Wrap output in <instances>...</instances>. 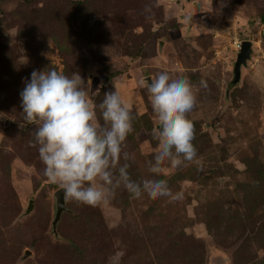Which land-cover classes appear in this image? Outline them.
I'll return each instance as SVG.
<instances>
[{
    "label": "rangeland",
    "instance_id": "obj_1",
    "mask_svg": "<svg viewBox=\"0 0 264 264\" xmlns=\"http://www.w3.org/2000/svg\"><path fill=\"white\" fill-rule=\"evenodd\" d=\"M263 16L264 0H0V264H264ZM243 41L252 51L232 84ZM34 69L90 77L96 104L120 92L134 117L121 164L137 181L156 145L144 80L187 76L197 157L158 177L183 198L65 197L54 235L59 188L42 176L35 126L19 127Z\"/></svg>",
    "mask_w": 264,
    "mask_h": 264
},
{
    "label": "clouds",
    "instance_id": "obj_2",
    "mask_svg": "<svg viewBox=\"0 0 264 264\" xmlns=\"http://www.w3.org/2000/svg\"><path fill=\"white\" fill-rule=\"evenodd\" d=\"M90 82L78 72L68 76L54 69H34L24 81L19 127L35 126L42 176L68 200L86 206L108 203L120 188L134 199H182V192H173L167 180L158 177L166 164L177 169L197 157L194 126L187 118L197 103L190 79L161 71L145 81L156 145L148 154L151 175L140 181L132 179L128 163L121 164L122 157L129 159L124 149L133 131L131 109L115 89L96 104ZM199 88L207 89V81L201 79Z\"/></svg>",
    "mask_w": 264,
    "mask_h": 264
},
{
    "label": "water",
    "instance_id": "obj_3",
    "mask_svg": "<svg viewBox=\"0 0 264 264\" xmlns=\"http://www.w3.org/2000/svg\"><path fill=\"white\" fill-rule=\"evenodd\" d=\"M251 46H252V43L250 41L241 42L240 51L237 55V58L234 64V70H233L234 78H233L232 84H236L239 81L241 67L243 65H246L247 60L250 58V54L252 51ZM149 79L150 78H146L144 81H147ZM54 203H55V213H54L53 220L51 222V230H52V233L56 235V225L60 219L61 214L66 211L65 196L62 190L58 189L54 193ZM32 206H33V200H29L28 206L26 210L24 211L23 216H26L31 212ZM29 255H30V252L26 250L24 256L27 257Z\"/></svg>",
    "mask_w": 264,
    "mask_h": 264
},
{
    "label": "trees",
    "instance_id": "obj_4",
    "mask_svg": "<svg viewBox=\"0 0 264 264\" xmlns=\"http://www.w3.org/2000/svg\"><path fill=\"white\" fill-rule=\"evenodd\" d=\"M261 19L264 21V16ZM140 52H141V50H138L137 54H140ZM116 77H118L117 74H114V75L109 76L107 79H108V81H113V79H115ZM56 231H57V229H56Z\"/></svg>",
    "mask_w": 264,
    "mask_h": 264
}]
</instances>
